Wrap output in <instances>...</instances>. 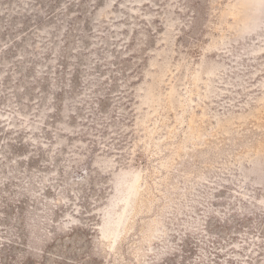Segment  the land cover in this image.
Here are the masks:
<instances>
[{
	"label": "rangeland",
	"instance_id": "rangeland-1",
	"mask_svg": "<svg viewBox=\"0 0 264 264\" xmlns=\"http://www.w3.org/2000/svg\"><path fill=\"white\" fill-rule=\"evenodd\" d=\"M0 264H264V0H0Z\"/></svg>",
	"mask_w": 264,
	"mask_h": 264
}]
</instances>
